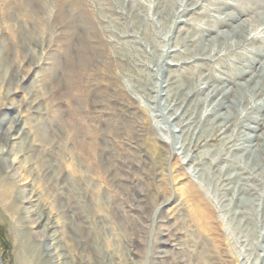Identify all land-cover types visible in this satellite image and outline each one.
Here are the masks:
<instances>
[{
	"label": "rangeland",
	"instance_id": "rangeland-1",
	"mask_svg": "<svg viewBox=\"0 0 264 264\" xmlns=\"http://www.w3.org/2000/svg\"><path fill=\"white\" fill-rule=\"evenodd\" d=\"M263 73L264 0H0V264H264Z\"/></svg>",
	"mask_w": 264,
	"mask_h": 264
},
{
	"label": "bare ground",
	"instance_id": "bare-ground-1",
	"mask_svg": "<svg viewBox=\"0 0 264 264\" xmlns=\"http://www.w3.org/2000/svg\"><path fill=\"white\" fill-rule=\"evenodd\" d=\"M230 17H232V18H235L234 16H230ZM240 28L241 30H242V28L241 27H243V25H239V26H237L236 28ZM236 28H233V31H231V33L230 34H226L225 33V38H227V36H233L235 33H237V32H235L236 31ZM243 32V31H242ZM236 35V34H235ZM244 39H246L245 37H244ZM261 77H264V73L261 75ZM199 90V89H198ZM257 90H260V86H259V88H257V89H255V91H257ZM192 91V90H191ZM193 92V91H192ZM188 94H190V92L188 93ZM198 101H201V99H198ZM250 101H251V98H250ZM246 103L248 102V100L247 101H245ZM236 102L234 101V102H231V105H230V108H231V106L233 107V105L235 104ZM4 105V104H3ZM3 105H1L0 106V112L2 111V110H5V107L3 106ZM237 105H239V103L237 102V104L234 106V108L235 107H237ZM238 107H240V105L238 106ZM233 108V109H234ZM232 109V108H231ZM229 114V115H228ZM224 115H227V117L228 116H230V113L229 112H226ZM227 117H224V116H219V118L222 120V123H221V125H219L218 127H216L218 130H214V133H216V131H219V130H222L223 128L225 129L226 128V126H227V123H228V118ZM14 126L15 125H17L18 124V121H15L14 123ZM11 131V129H9V131H8V134H6V137H5V139H4V144H5V151H4V149H1L0 150V152L2 153V152H5L7 155L6 156H10L11 154H12V152L13 151H11V149H9V147H8V143H9V141L11 140H15L13 137H14V135L10 132ZM260 140H257L258 142L259 141H261V140H263V144L262 145H260V147L261 146H263L264 147V136L262 137V138H259ZM253 142L252 140H251V137H246V139H245V142L246 143H249V142ZM252 144V143H251ZM238 149H240V151H243L246 155H248L249 156V161L246 163V162H243L242 163V166H240V168H242V170L241 171H244V172H247L248 174H250L251 176H252V178H254V174L255 175H258L257 174V172L258 171H260V174H262V173H264V168H262L260 165H259V161L260 160H264V152H260V150H259V145H257L256 143L253 145V146H249V145H243V146H241V147H239V148H234L233 150H238ZM261 154L263 155V157L261 158ZM261 158V159H260ZM187 159H188V155H187ZM190 160V159H189ZM15 161H17L15 158L13 159V163H15ZM17 163V162H16ZM175 164V163H174ZM177 164V163H176ZM179 165V164H178ZM8 168H12V167H8ZM8 170V169H7ZM13 176H14V174H13ZM16 176V175H15ZM14 176V177H15ZM20 178H22V176L20 177ZM251 178V177H250ZM251 190V189H250ZM26 191V190H25ZM31 191V190H30ZM29 191V192H30ZM247 190L245 189V190H242V189H239L238 190V192L237 193H240V194H242V196H245V193H243V192H246ZM240 194H238V195H240ZM31 195V194H30ZM259 197H261V196H259ZM28 200H30V198L28 197L27 198V200L26 201H28ZM260 201V200H259ZM240 202L242 203V204H244V205H248L249 203H252V200H248V199H244V198H241L240 199ZM253 206H259V205H254L253 204ZM35 224H37V226H39V224H38V221H35ZM47 227H49L48 226V223H47ZM50 228V227H49ZM54 249V248H53ZM45 256L47 257V260L48 261H50L51 263H55V261H57L58 262V264H60L59 263V261H60V259H59V256L58 255H56V253L55 252H52V249L50 250V249H47L46 250V254H45Z\"/></svg>",
	"mask_w": 264,
	"mask_h": 264
}]
</instances>
